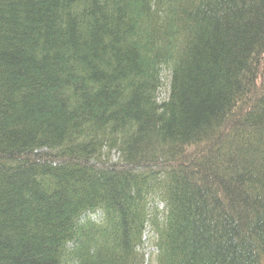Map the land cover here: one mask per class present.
<instances>
[{"label": "trees", "instance_id": "trees-1", "mask_svg": "<svg viewBox=\"0 0 264 264\" xmlns=\"http://www.w3.org/2000/svg\"><path fill=\"white\" fill-rule=\"evenodd\" d=\"M0 264H264V0H0Z\"/></svg>", "mask_w": 264, "mask_h": 264}, {"label": "rangeland", "instance_id": "rangeland-1", "mask_svg": "<svg viewBox=\"0 0 264 264\" xmlns=\"http://www.w3.org/2000/svg\"><path fill=\"white\" fill-rule=\"evenodd\" d=\"M164 84H165L166 89L163 90V96L168 95V92H169L168 91L169 90V87H168V85H169V77H168V75H165ZM145 246L147 248H145L144 253L146 255L149 254V257L152 258L153 262L155 263L154 255L156 253V248H154V246L152 245V243L150 241H147V244Z\"/></svg>", "mask_w": 264, "mask_h": 264}]
</instances>
